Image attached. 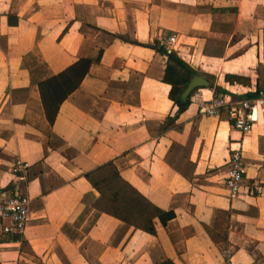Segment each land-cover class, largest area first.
Listing matches in <instances>:
<instances>
[{"label":"crops","instance_id":"1","mask_svg":"<svg viewBox=\"0 0 264 264\" xmlns=\"http://www.w3.org/2000/svg\"><path fill=\"white\" fill-rule=\"evenodd\" d=\"M169 34L183 66L153 48ZM80 59L87 72L49 122L37 86ZM194 76L226 92L204 78L177 113ZM255 89L264 0H0V199L14 184L29 198L21 237L0 229V264H264V112L244 135L223 111L197 112ZM236 144L242 185H260L258 196L242 187L227 198ZM15 159L27 164L24 182L9 171ZM105 163L173 219H153L149 234L95 208L84 175Z\"/></svg>","mask_w":264,"mask_h":264},{"label":"trees","instance_id":"2","mask_svg":"<svg viewBox=\"0 0 264 264\" xmlns=\"http://www.w3.org/2000/svg\"><path fill=\"white\" fill-rule=\"evenodd\" d=\"M153 48L183 66L182 62L176 59L172 52L165 51L157 45H154ZM98 59L99 54L96 56L95 61ZM89 64V60L80 59L64 72L38 84L37 88L44 114L49 122L52 121L59 104L77 88L79 82L85 76ZM186 70L190 71V69ZM224 81L228 84H242L241 82L245 81L247 83V80L234 75H226ZM208 88L215 93L224 94L226 92L213 85H209ZM187 104L188 97L184 101L177 100V113L182 112ZM84 178L98 194L95 208L128 226L150 234L153 232V219H157L161 226L173 219L171 211H161L155 208L123 182L111 163H105L97 167L94 171L85 174Z\"/></svg>","mask_w":264,"mask_h":264},{"label":"built area","instance_id":"3","mask_svg":"<svg viewBox=\"0 0 264 264\" xmlns=\"http://www.w3.org/2000/svg\"><path fill=\"white\" fill-rule=\"evenodd\" d=\"M176 35L169 34L162 39L157 47L170 51L176 42ZM252 98L232 99L229 96L215 95L207 101H200L197 112L206 117H216L220 112L226 115L229 127L241 135L250 131L256 122L257 111L264 112V90L255 89ZM230 150L226 161V171L223 178V186L229 200L237 198L244 193L248 196H258L262 188L258 184L250 183L242 185L244 178V164L241 157V147ZM27 164L15 159L12 161L9 171L14 181H25ZM29 198L17 185L6 191V196L0 199V229L2 234L21 237L27 221V209ZM230 252H224V261L227 262Z\"/></svg>","mask_w":264,"mask_h":264},{"label":"water","instance_id":"4","mask_svg":"<svg viewBox=\"0 0 264 264\" xmlns=\"http://www.w3.org/2000/svg\"><path fill=\"white\" fill-rule=\"evenodd\" d=\"M208 83L207 81L199 76H194L190 79V81L187 83L182 95H181V101H184L188 95L194 90L198 88L207 87Z\"/></svg>","mask_w":264,"mask_h":264},{"label":"rangeland","instance_id":"5","mask_svg":"<svg viewBox=\"0 0 264 264\" xmlns=\"http://www.w3.org/2000/svg\"><path fill=\"white\" fill-rule=\"evenodd\" d=\"M204 78H206L208 80V82L210 83V85H213L215 83V78L214 77H212V78L204 77ZM218 83L221 84L220 81ZM194 92H195V94H197L196 91H194Z\"/></svg>","mask_w":264,"mask_h":264}]
</instances>
